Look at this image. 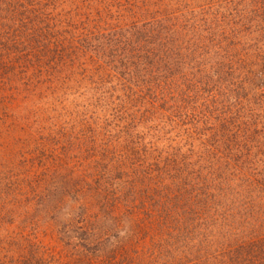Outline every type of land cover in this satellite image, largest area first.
<instances>
[{
  "label": "trees",
  "instance_id": "16d2710c",
  "mask_svg": "<svg viewBox=\"0 0 264 264\" xmlns=\"http://www.w3.org/2000/svg\"><path fill=\"white\" fill-rule=\"evenodd\" d=\"M1 112L79 207L0 264H264V0H0Z\"/></svg>",
  "mask_w": 264,
  "mask_h": 264
},
{
  "label": "rangeland",
  "instance_id": "374dc122",
  "mask_svg": "<svg viewBox=\"0 0 264 264\" xmlns=\"http://www.w3.org/2000/svg\"><path fill=\"white\" fill-rule=\"evenodd\" d=\"M23 117L0 113V224L32 226L40 240L55 246L61 225L74 217L79 203L64 191L68 174L57 167L42 136L50 126L41 130Z\"/></svg>",
  "mask_w": 264,
  "mask_h": 264
}]
</instances>
